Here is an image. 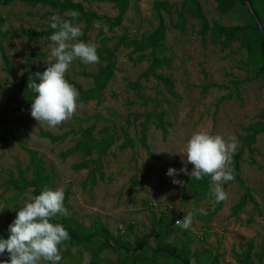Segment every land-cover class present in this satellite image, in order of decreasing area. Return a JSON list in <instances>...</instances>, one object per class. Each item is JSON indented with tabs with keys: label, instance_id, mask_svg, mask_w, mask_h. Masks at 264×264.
I'll use <instances>...</instances> for the list:
<instances>
[{
	"label": "rangeland",
	"instance_id": "obj_1",
	"mask_svg": "<svg viewBox=\"0 0 264 264\" xmlns=\"http://www.w3.org/2000/svg\"><path fill=\"white\" fill-rule=\"evenodd\" d=\"M29 1L0 0V48L11 63L17 82L28 74L43 73L54 58L50 57V40L29 42L15 39L11 34L20 30L45 32L50 28V16L56 14L62 20L67 17L47 7L33 6ZM113 1L72 0L100 18L85 36V26L80 24L82 35L78 39L96 43L97 49L115 52V62L113 78L100 99L79 100L72 118L60 125L48 127L45 122L32 118L30 110H20V105L15 103L20 96L10 87L0 59V237L7 238L8 226L17 210L32 198L31 190L17 192L9 186L19 172L27 180L32 177V172L27 170L28 154L22 149L25 147L37 153L45 174L50 177L48 189L63 188L64 194L67 193L63 202L67 215L56 218L74 219L83 229L100 222L113 238L120 237L131 244L128 254H124L128 259L153 248L152 226L162 221V227L171 229L168 241L191 240V264H210L215 258L216 264H237V258L247 259L249 264H264V135H259L254 145L244 149L239 163L242 184L229 183L224 188L227 198L219 203L213 196L206 197L187 186L193 178L190 176L193 166L184 155L191 135L206 130L225 138L235 136L238 144L231 154L234 156L240 149L245 129L264 110V80L257 77L246 50L238 42L222 52L211 42L208 33L207 43H203L195 20H188L183 31L176 30L175 10L180 9L184 0H127L121 24L110 28L104 19L116 18L118 12ZM156 2L174 8L161 9L157 14ZM200 4L210 25L212 21L227 27L251 25L248 12L240 4L226 16L216 12L213 1L201 0ZM258 8L264 27V0ZM160 19L166 30L156 56L165 57L169 64L159 68L156 74L172 83L173 94H168L154 78L141 77L149 65L144 56L150 50L133 53L119 42L122 37L139 41L152 34ZM101 66L104 63L85 65L76 60L65 78L85 91L92 87V80L84 74L93 75ZM246 78L249 81L233 87V82ZM207 84L220 88H210L203 94L201 86ZM7 88L11 92L5 91ZM138 96L149 102L143 104ZM154 113L162 114L165 135L155 129L152 119L148 121L145 125L147 154L140 145V123L144 122V116ZM91 127L96 140L109 136L119 139L101 157L103 180L84 188L87 171L73 168L83 158L75 154L62 160L59 153L72 148L80 132ZM123 130L127 131L133 146L121 150ZM42 134L65 138L51 143ZM169 168L176 169L178 175L167 176ZM173 179L180 183L174 184ZM134 182L138 186L131 191ZM245 190L250 200L232 216V209ZM200 209L206 214H201ZM189 213L193 220L186 230L176 222ZM128 227L132 230L128 231ZM59 254L62 257L59 264H88L91 256L83 248L65 244L59 247ZM100 257L115 260L116 254L105 251Z\"/></svg>",
	"mask_w": 264,
	"mask_h": 264
},
{
	"label": "trees",
	"instance_id": "obj_2",
	"mask_svg": "<svg viewBox=\"0 0 264 264\" xmlns=\"http://www.w3.org/2000/svg\"><path fill=\"white\" fill-rule=\"evenodd\" d=\"M93 1L100 2L103 0ZM135 1L140 2L141 0ZM200 1L201 0H184L180 5V9L175 10L176 30L183 31L188 20H195L198 23L199 35L203 43H207L205 36L208 33L210 34L211 42L215 46H218L222 52L229 49L234 42H238L240 46L246 50L250 65L253 67V69H255L257 77H260L264 80V64L262 59L263 37L242 1L203 0L213 1L216 4V12L221 16L228 15L237 4H240L248 12L251 25L229 27L222 26L216 21H212L210 25L208 19L203 14ZM262 1L263 0H249L253 11L261 22V25L263 20L258 6L259 4H262ZM29 3L33 6L47 7L59 15H65V12L70 10L77 11L79 13V17L76 22L79 24H84V36L91 28V25L94 22L100 20V18L95 14L84 11L80 4H76L72 2V0H30ZM113 4L116 6L118 12L116 18L112 20L107 18L104 19L110 28L117 27L121 24L128 7L127 0H114ZM172 8L174 7L164 2H156L154 4V9L156 10L157 14H160L159 12L161 9L169 11ZM66 20H71V18L67 16ZM262 28L264 30V27ZM165 30L164 22L160 19L157 28L152 34L141 38L139 41L129 40L122 37L119 39V42L123 47L131 48L133 53H141L150 50L149 55L144 56L148 59L149 65L142 73L141 77L143 79H148L149 77L154 78L157 83L163 86L164 90L168 94H173L172 83L164 76L156 74L159 68L169 64V61L165 57L156 56V53L161 49V44L164 41ZM52 32L53 30L51 28L40 33L20 30L14 31L11 36L19 40L25 39L29 42H36L41 39H48ZM97 54L99 56V62L104 63V66L99 67L98 71L93 75L84 74L85 77L92 80V87L90 89L84 91L79 86L67 79V81L78 90L79 100L83 102L99 100L103 91L113 78L115 52L109 50L108 48H99L97 49ZM0 59L3 65V72L10 80V87L17 90L14 93L15 95L20 96V99L15 100V103L20 105V110H30V103L32 102L35 94L30 88H28V83L29 77L31 76L34 79L35 74H28L27 78H23L17 82L12 65L1 48ZM247 81H249L248 78L243 81L233 82L232 85L234 88H236ZM213 87L220 88L207 84L201 86V91L203 94H205L210 88ZM5 91L11 92L10 88H7ZM138 98L143 104L149 102L141 96H138ZM136 118L137 117L134 116L133 119L135 120ZM162 118V114H147L144 116V122L140 123V145L147 154H149V151L146 143L145 125L149 120L152 119L155 129L159 130L163 135H165ZM93 130L94 129L92 127L82 130L80 132V138L75 142L73 147L65 152L59 153V158L62 160H66L69 156L75 154H79L83 158V161L79 164H76L73 168L76 171H87V176L85 182L83 183L84 188L87 186H94L98 181L103 180V175L101 173V157L106 155L107 151L111 148L115 141L119 139L115 136H109L101 138L100 140H96L93 135ZM244 132L245 136L240 139V149L234 156H231V162L229 164V168L231 169L234 178L231 181L226 182L223 185V188H225L229 183H237L239 185L242 184L239 172L240 159L244 153V149L254 145L259 135H264V110H261L257 116V121L250 124ZM41 137L48 139L51 143H57L65 138V136L53 137L45 134H42ZM120 138L122 140L120 145L121 150L131 148L133 146V142L129 139L126 130L122 131ZM22 149L28 154L30 167L27 170L32 172V177L30 180H27L25 178V174L23 172H19L18 178L12 179V181L9 182V186H11L17 192L31 190L32 197H34L40 194L42 190L49 188L50 177L45 174V171L41 166V162L37 157V153L26 149L25 147ZM93 155L96 156V159H91ZM251 163L253 164L254 162L251 160ZM132 186L133 187L131 188V191L134 187L138 186V183L134 182ZM187 186L190 187L194 192L197 191L206 197H211L210 189L212 185L210 183V177L208 176L203 177L201 180L192 178L188 181ZM66 196L67 193L64 194L63 202L66 201ZM246 200H250L247 190H245L244 196L238 202V204L233 207L232 216H236L238 212L245 207ZM52 222L62 224L67 230L69 239L63 242V244L68 247L83 248L84 250L90 252L91 256L88 264H158L159 262L172 264H191L189 257L191 253V240L189 238H185L182 241H168V235L170 234L169 231L171 229L169 230L162 227V221L154 223L152 226L154 233L153 248L148 249V251L145 253L137 255L133 259H131V257L130 259L124 257V254H128L131 244L122 241L120 237L113 238L107 228L98 221H95L88 229H83L74 219L54 218ZM131 230L132 227H128V231ZM105 251H110L116 254L115 260L101 258L100 254ZM1 259L6 260L7 254L1 256ZM236 263L249 264L247 259L242 258H237ZM210 264H216V258Z\"/></svg>",
	"mask_w": 264,
	"mask_h": 264
},
{
	"label": "clouds",
	"instance_id": "obj_3",
	"mask_svg": "<svg viewBox=\"0 0 264 264\" xmlns=\"http://www.w3.org/2000/svg\"><path fill=\"white\" fill-rule=\"evenodd\" d=\"M65 15L71 20H62L56 14L49 17L53 32L48 39L52 42L49 48L54 62L47 63L45 71L36 73L34 79L30 76L28 83L35 94L30 103V115L48 127L60 125L77 111L79 92L65 78L73 62L79 60L85 65L99 62L98 45L78 39L82 35L80 24L76 22L79 13L70 10ZM237 144L235 136L225 138L206 130L192 134L186 142L184 155L193 166L190 176L196 180L210 177V195L217 203L227 198L223 185L234 178L229 164ZM166 175L174 178L178 172L169 168ZM172 182L180 183L176 179ZM63 201L64 189L57 188L44 189L25 202L9 224L7 238L0 237V256L7 254V259H0V264H59L62 259L59 247L69 239V234L62 224L52 221L58 215H67ZM199 211L206 214L203 209ZM192 220L189 213L176 223L187 230Z\"/></svg>",
	"mask_w": 264,
	"mask_h": 264
},
{
	"label": "water",
	"instance_id": "obj_4",
	"mask_svg": "<svg viewBox=\"0 0 264 264\" xmlns=\"http://www.w3.org/2000/svg\"><path fill=\"white\" fill-rule=\"evenodd\" d=\"M242 3L244 4V6L246 7V9L248 10V12L250 13L252 19L254 20L260 34L263 37V53H262V59H263V64H264V30L262 28L261 22L259 21V19L257 18L255 12L253 11L251 4L249 2V0H241Z\"/></svg>",
	"mask_w": 264,
	"mask_h": 264
}]
</instances>
